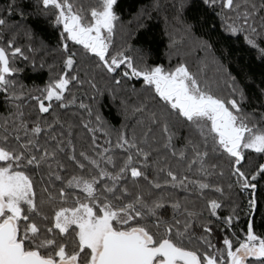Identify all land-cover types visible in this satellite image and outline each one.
I'll return each instance as SVG.
<instances>
[{
	"label": "trees",
	"instance_id": "16d2710c",
	"mask_svg": "<svg viewBox=\"0 0 264 264\" xmlns=\"http://www.w3.org/2000/svg\"><path fill=\"white\" fill-rule=\"evenodd\" d=\"M53 1L0 0V148L10 154L0 169L31 183L23 251L50 261L63 248L87 262L77 227L54 226L60 210L83 203L96 215L123 211V222L199 264H225L227 243L264 246V150H226L209 118L171 107L138 76L184 64L178 50L199 45L238 122L264 124V0H117L100 53L68 38L59 5L70 3L79 28L101 1ZM244 264H264V254Z\"/></svg>",
	"mask_w": 264,
	"mask_h": 264
},
{
	"label": "rangeland",
	"instance_id": "374dc122",
	"mask_svg": "<svg viewBox=\"0 0 264 264\" xmlns=\"http://www.w3.org/2000/svg\"><path fill=\"white\" fill-rule=\"evenodd\" d=\"M100 1L102 8L93 10L92 24L80 25L79 28L75 10L70 6V3L59 5V16L68 38L99 53L107 50L110 46L112 31L116 23L114 6L117 0ZM44 2L46 5L54 4L53 0H44ZM201 50L202 48L196 44L188 50L180 49L178 54L181 55L182 60L180 58L179 60L184 64L166 68L156 67L149 71L139 72L138 76L145 77L146 83L152 84L158 95L171 107L183 110L187 115H202L209 118L214 129L219 133V142L226 150H232L236 155H242L246 148L263 151L264 135L259 131H264V124L253 122L252 127L248 128L238 122L236 114L230 107V105L235 107L236 104L227 103L225 95L216 88L218 67H214L215 69L212 68V70L210 68L209 71L208 65L211 61L206 60L207 62L204 63L202 55L196 54ZM187 64L190 65L186 66ZM189 67H192V71L189 70ZM203 69L206 71L204 72ZM208 73H210V77L207 78ZM3 80L0 78V84ZM64 85V78L55 81L56 92H60ZM9 158L10 154L0 148V160ZM0 204L2 206L0 228L6 226V229L11 230L14 234L12 243L24 246L23 238L19 236V222L22 218L23 205L29 204L33 207V200L31 183L23 173L13 171L9 167L0 169ZM213 207L216 210L218 205L213 204ZM122 213L124 212L119 210L104 209L101 215H96L87 203L74 209L60 210L55 217L54 226L61 233H66L72 226H76L80 246L89 248L90 256L87 262L82 263L77 254H69L65 249L60 248L54 258L48 259L52 264H97L106 239L113 234L133 235L138 233L148 246H156L159 241L168 239L167 237L156 238L142 227L130 226L131 217L123 222ZM34 231L35 227L32 226L30 232ZM227 250L225 264H235L237 259H240L241 264H244L250 257L264 254L262 242L254 240V237L244 239L241 245L236 248H232L231 243H227ZM25 252L27 251L24 250ZM189 257L193 264H199L193 254H190ZM200 260V264H223L209 256Z\"/></svg>",
	"mask_w": 264,
	"mask_h": 264
},
{
	"label": "water",
	"instance_id": "95a60500",
	"mask_svg": "<svg viewBox=\"0 0 264 264\" xmlns=\"http://www.w3.org/2000/svg\"><path fill=\"white\" fill-rule=\"evenodd\" d=\"M0 57L6 69V57L1 52ZM1 212L0 204V214ZM13 239L14 234L11 230L8 231L6 226L0 228V264H52L34 253H24L19 243H12ZM109 240L111 241L108 243ZM144 244L145 240L138 233L113 234L106 239L97 264H151L158 256L164 258L161 264H177L176 259L182 260L185 264H193L189 259L190 254L173 245L168 239L154 247H146ZM240 263L241 260L237 259L235 264Z\"/></svg>",
	"mask_w": 264,
	"mask_h": 264
},
{
	"label": "flooded vegetation",
	"instance_id": "af4514ba",
	"mask_svg": "<svg viewBox=\"0 0 264 264\" xmlns=\"http://www.w3.org/2000/svg\"><path fill=\"white\" fill-rule=\"evenodd\" d=\"M146 247L148 246V245H146V243L144 244ZM157 246V245H156ZM148 247H154V246H148ZM158 259V260H157ZM163 261H164V258L162 257V256H158V257H156L154 260H153V262L151 263V264H161V263H163ZM188 262V261H187ZM175 263H177V264H185V262H183L182 260H179V259H176V261H175ZM189 264V263H188Z\"/></svg>",
	"mask_w": 264,
	"mask_h": 264
}]
</instances>
